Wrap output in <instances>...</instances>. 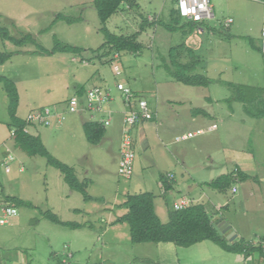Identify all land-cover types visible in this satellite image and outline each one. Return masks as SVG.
Segmentation results:
<instances>
[{
	"label": "rangeland",
	"instance_id": "obj_1",
	"mask_svg": "<svg viewBox=\"0 0 264 264\" xmlns=\"http://www.w3.org/2000/svg\"><path fill=\"white\" fill-rule=\"evenodd\" d=\"M177 1L133 0L135 5L131 7L123 3L105 24L111 33L133 34L139 30L143 18L153 26L138 35L142 49L137 55L105 49L106 53L98 56L93 51L104 43V38L99 31L101 25L93 0H0V26L6 27L12 37L31 34L46 50H51L54 39L82 49L80 55H39L35 53V45L16 47L0 39V51L13 53L9 61L0 65V76L15 83L19 118L25 119L43 108L63 115L61 125L36 124L28 132L39 136L51 156L72 167L79 181L87 182L86 193L91 198L85 201L79 193L71 191L60 172L48 166L44 158L30 157L14 147L6 127L9 99L0 84V190L3 196L19 198L35 207L14 206L15 216L0 224L2 264H231V259L241 261L238 255L223 252L209 241L189 248L173 244L170 248L165 243L133 244L126 223L111 224L114 217L126 213L123 207L126 196L143 192L155 196V213L162 223L166 221L165 204L171 209L172 201L179 199L181 190L160 196V174L174 175L186 193L194 183L210 182L232 172L235 165L251 179L235 184V195L229 189L223 194L217 193L218 200L228 204L220 208L222 215L239 233V240L255 242L259 237L264 238V118L247 117L241 103L227 104L231 92L224 85V82L246 85L250 88L248 96L258 95L256 90L264 96V58L251 51L246 42V37L252 36L248 28L255 26L259 15V2L209 0L214 18L208 21V26L212 30L206 36L196 33L200 47L195 51L184 46L185 37L180 32L168 31L158 23L174 27L175 23L181 25L185 21L182 17L171 21L169 12L177 9ZM58 14L80 20L72 24L55 22ZM228 19L230 24H226ZM170 49H174L173 56L169 55ZM172 57L180 64L193 65L185 73H202L210 85L192 87L173 81L165 69L174 62ZM117 82L127 84L148 102L150 111L157 113V120L147 122L145 128L148 148L142 150L138 142L135 144L133 173L129 179L117 172L122 135L116 127L117 113L111 116L105 139L93 146L86 141L82 129L83 122L90 121L89 115L69 113L67 109L68 101L79 88H112ZM113 97L115 103L109 108L115 111L121 105L115 91ZM205 97L217 102L208 104ZM196 109L212 116L197 115L192 122L191 114ZM208 125L211 132L206 131ZM195 129H203L204 133L175 142L177 137L182 138ZM9 155L12 160H8ZM249 190L254 191L250 197ZM202 191L206 192L204 204L214 192L204 187ZM1 197L0 203L8 206ZM160 206L164 207L163 213ZM38 210L49 211L59 220L81 227L71 229L54 224Z\"/></svg>",
	"mask_w": 264,
	"mask_h": 264
},
{
	"label": "trees",
	"instance_id": "obj_2",
	"mask_svg": "<svg viewBox=\"0 0 264 264\" xmlns=\"http://www.w3.org/2000/svg\"><path fill=\"white\" fill-rule=\"evenodd\" d=\"M123 3L127 4L128 7H131L134 4L133 0H93V7L101 25L99 31L104 38V43L96 51H93V53L98 56L102 52L106 53L105 49L137 55L142 49L141 43L137 40L138 35L142 33L146 27L153 26V23L148 22L143 18L142 23L139 25V30L133 34L116 35L111 33L105 27V24L108 19L118 11ZM169 16L171 17V21L181 18L178 9L170 10ZM59 20L72 24L80 20V18H70L58 14L55 16L54 21L56 22ZM158 23L168 31L180 32L184 37L192 35L200 26V23L186 20L181 25L175 23L174 27L163 26L160 22ZM0 39L2 41L10 42L16 47H23L28 44L35 45L37 48L35 53L39 55H53L56 53L80 55L82 52V49L63 44L57 39H54L51 50H46L35 42L31 34H24L19 38H15L12 37L7 28L3 26H0ZM173 51L174 49L169 50L170 56L174 55V53H172ZM257 51L261 54V49H257ZM12 56L13 53L0 51V65L9 61ZM192 68H194L193 65L189 66L187 64L178 63L176 58L171 65L165 66L169 77L176 83L192 87H208L210 85V80L205 75L200 73L188 75L185 73V70H190ZM0 84H2L3 90L9 99L7 107L9 122L6 124V127L10 132L14 147L25 152L30 157L40 156L44 158L48 166L60 172L64 183L71 191L79 193L85 201H89L91 198L86 193L87 182L79 181L75 176L72 167L61 163L51 156L44 147L39 136L24 132L27 128L35 127V125L28 123L26 118L21 119L17 116L19 98L15 83L6 77L0 76ZM225 85L231 92L230 97L226 99L227 104L230 105L231 102L241 103L247 117L252 119L264 118V96L259 90L255 91V93L259 94L252 97L247 95L250 89L249 87H243L233 83H226ZM84 92L85 89L81 87L76 91V94L82 96ZM193 114L195 116H207L202 109L193 110ZM82 129L86 141L93 146L98 145L105 134V128L97 122L85 121L82 124ZM171 177L172 176L170 175H159L158 177L160 186L165 193L172 190L173 183ZM248 179L251 178L242 173L238 168H234L232 172L218 176L216 179L206 183L205 186L224 193L226 189H231L235 184L245 182ZM0 196H2L1 199L4 203L9 204L13 208L14 206L35 208L31 203L19 198L3 196V191L1 190ZM154 198L155 196L151 192L127 195L126 200L123 203L126 213L112 223H126L128 225L131 243H172L176 247L189 248L203 241H209L218 246L224 252L241 255L244 259H249L250 257L257 255L261 262H255L252 264H264V238H259L255 242L243 241L240 239L228 243L213 228L211 217L205 210V207L201 204L189 205L181 210L169 209L167 213V221L162 223L155 213ZM38 212L43 218L54 224L71 229L81 227L77 223L61 221L49 211L38 210ZM68 257H71V255H68Z\"/></svg>",
	"mask_w": 264,
	"mask_h": 264
},
{
	"label": "built area",
	"instance_id": "obj_3",
	"mask_svg": "<svg viewBox=\"0 0 264 264\" xmlns=\"http://www.w3.org/2000/svg\"><path fill=\"white\" fill-rule=\"evenodd\" d=\"M253 1L264 5V0ZM177 9L180 17L184 18L186 21L202 23L214 18L209 0H178ZM230 23L231 19H228L226 24ZM260 37L261 54L264 58V15ZM113 91L118 94V101L122 107L123 116L117 172L121 177L129 179L133 173V163L135 158V131H137L143 123L150 120L152 115L148 108L147 101L137 96L127 84L117 82L112 88L94 87L85 90L82 96L75 94L68 101L67 109L69 113L87 114L90 117V121H96L101 124L103 128H106L110 125L111 116L115 112L109 108L111 104L115 103ZM26 121L34 125L38 124L42 126H50L53 123L61 125L64 121V117L59 112H54L49 108H43L30 113L26 117ZM203 131L204 130H196L182 138L177 137L175 142H181V140L202 135L204 133ZM24 132H28V128L24 130ZM8 160H12L10 155ZM232 191L234 192L235 190L233 189ZM184 207H186V204L182 203L175 205L174 209L181 210ZM0 213V224H5L7 218L15 216L16 210L12 206L8 207L5 204L3 205L0 203Z\"/></svg>",
	"mask_w": 264,
	"mask_h": 264
},
{
	"label": "crops",
	"instance_id": "obj_4",
	"mask_svg": "<svg viewBox=\"0 0 264 264\" xmlns=\"http://www.w3.org/2000/svg\"><path fill=\"white\" fill-rule=\"evenodd\" d=\"M258 6H259V15H258V17L256 18V22L254 23V25L255 26H251L250 25V27L248 28V33H250L252 36L250 37V36H247L246 37V42L248 43V47L251 49V51H253V52H256V53H259L258 51H257V49L258 50H260L261 49V27H262V20H263V15H264V5L263 4H261V3H258L257 4ZM251 18V17H250ZM200 26L198 27V29L192 34V35H190L189 37H185L184 38V46L187 48V49H190V50H195V51H198L199 50V47H200V43H199V46H198V40H199V37L196 35V33H198L199 35H203V36H206L207 34H208V31H210V30H212V28H210L208 25V21L207 22H202V23H200L199 24ZM253 25V24H252ZM188 38V39H187ZM227 38H230V35H228L227 36ZM187 39V40H186ZM191 45H193V46H191ZM202 70H205L204 68L202 69ZM201 70V71H202ZM219 74V76H221L222 75V71H219L218 72ZM200 74H202V73H200ZM226 83H233V82H224V85L226 84ZM233 84H236V85H240V86H243V87H247L246 85H241V84H237V83H233ZM226 86V85H225ZM129 87V86H128ZM130 88V87H129ZM204 88V87H203ZM207 88V87H206ZM131 89V88H130ZM133 91V90H132ZM262 91H264V88H263V90ZM134 92V91H133ZM264 94V93H263ZM141 98H143V97H141ZM145 100V99H144ZM205 100H206V102H208V104H211L212 102H217V101H213L212 100V98H210V97H205ZM148 103V102H147ZM149 105V104H148ZM148 108H149V106H148ZM150 110V109H149ZM206 114H207V116H212V113H208L207 111H205V110H203ZM151 118H150V120H148L147 122H154V121H156L157 120V113L155 112V110H152L151 109ZM114 113H117V114H115V116H117L116 118H115V122H116V127H117V130H119V133L122 131V119H123V116H122V107L121 108H119V109H115V112ZM198 116H201V115H198ZM191 121L192 122H194V120H195V115L193 114V112H192V114H191ZM147 122H145V123H143L142 125H141V127L140 128H138L137 129V131H135V135H136V140H135V144L138 142V144H139V146H140V149H142V150H146L147 148H148V141H147V139H146V137H145V128H146V126H147ZM207 127V129H206V131L207 132H211V127L208 125V126H206ZM105 130H106V128H105ZM196 130H201V129H195V131ZM203 130V129H202ZM213 130V129H212ZM195 131H193V132H195ZM106 134V133H105ZM105 134H104V136H103V138L101 139V141L103 140V139H105L104 137H105ZM200 136V135H199ZM196 137H198V136H196ZM193 138H195V137H193ZM106 139H107V137H106ZM109 142H111L112 140L111 139H107ZM134 147H135V145H134ZM12 157V156H11ZM117 162H118V156H117ZM181 163H182V165H184V162H182L181 161ZM234 168H238L242 173H244V174H247V173H245L244 171H242L240 168H239V166L238 165H235V167ZM21 172H22V168H21V170H20ZM160 175H166V174H160ZM168 175V174H167ZM247 176H248V174H247ZM188 178L190 179V180H192V178H191V176H189L188 175ZM171 179H172V183H173V187H172V190L171 191H178V190H181L180 191V197H179V199L178 200H173L172 201V208L171 209H174V206L175 205H178V204H182V203H184V204H186V206H189V205H195V204H201V205H203V206H206L207 207V209H206V211H207V213L210 215V217H211V222H212V224L213 223H216L217 221H219L220 220V225L222 226V228L224 229V230H227V229H229V230H231V232H233L234 234H235V236H236V238H235V240L233 241V242H235V241H238L239 240V238H240V235H239V233H237L236 231H234L233 230V228H232V225L230 226L229 225V223L227 222V219L222 215V211H221V209H224V208H226L227 206H228V204H222V201L221 200H218V196H217V193L218 194H223V193H221V192H219V191H217V190H213V189H211V188H208V187H206L205 186V184L206 183H208V182H206V181H204V182H199V183H194V185L193 186H189L188 187V191L186 192V193H184L183 192V190H184V186H182L181 185V183H179V182H177V180H176V178H175V176L173 175V177H171ZM248 181V180H247ZM247 181H245V182H247ZM160 184V183H159ZM185 183H183V185H184ZM179 186H181V187H179ZM195 186V187H194ZM207 188V189H210V190H212V192H214V194L213 195H210V197L211 198H208V200L207 201H205V203L203 204V202H204V198L206 197V192H204V191H202V188ZM235 190L234 192L232 191V190ZM197 190L200 192V193H198L197 192ZM230 190V192H231V194L232 195H235L236 193H237V187H236V185H234L233 186V188H231V189H229ZM171 191H169V192H171ZM167 193V192H166ZM164 191H163V189L161 188V190H160V196L161 195H165L166 194ZM248 194V196L250 197V196H252V194H254V191H250L249 190V192L247 193ZM155 199V198H154ZM222 204V205H221ZM166 206V210H165V215H166V221H167V213H168V210H169V208H167V203L165 204ZM217 205V206H216ZM154 207H155V205H154ZM161 207V206H160ZM221 208V209H220ZM175 210V209H174ZM161 211H162V213L164 212V207L162 206L161 207ZM125 214V213H124ZM124 214H122V215H124ZM122 215H119L118 217H114V219L112 220V222H111V224L117 219V218H119V217H121ZM165 221V222H166ZM164 222V223H165ZM113 225H121V224H113ZM259 238H261V237H259ZM258 238V239H259ZM229 243V242H228ZM146 244H148V243H146ZM168 247H170L171 248V245H172V243H165ZM223 251V250H222ZM224 252V251H223ZM69 255V254H68ZM231 255H234L235 256V254H231ZM238 257H240L241 258V261H243V263L244 264H252V263H255V262H261V260H260V258L257 256V255H254L253 257H250L249 259L248 258H246V259H244L241 255H238ZM240 260H233V259H231L230 260V263L231 264H243L242 262H241ZM0 264H2L1 263V261H0ZM4 264V263H3ZM6 264H13V263H7L6 262Z\"/></svg>",
	"mask_w": 264,
	"mask_h": 264
},
{
	"label": "water",
	"instance_id": "obj_5",
	"mask_svg": "<svg viewBox=\"0 0 264 264\" xmlns=\"http://www.w3.org/2000/svg\"><path fill=\"white\" fill-rule=\"evenodd\" d=\"M212 226L216 230V232L221 237H223V239H225L227 242L232 243L235 240L236 238L235 234L231 232V230L229 229L224 230L222 226L220 225V220L217 221L216 223H213Z\"/></svg>",
	"mask_w": 264,
	"mask_h": 264
}]
</instances>
